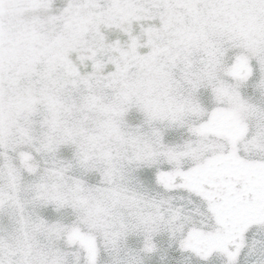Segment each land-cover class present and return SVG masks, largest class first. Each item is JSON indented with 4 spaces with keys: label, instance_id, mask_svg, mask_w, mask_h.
<instances>
[{
    "label": "snow or ice",
    "instance_id": "obj_1",
    "mask_svg": "<svg viewBox=\"0 0 264 264\" xmlns=\"http://www.w3.org/2000/svg\"><path fill=\"white\" fill-rule=\"evenodd\" d=\"M0 264H264V0H0Z\"/></svg>",
    "mask_w": 264,
    "mask_h": 264
}]
</instances>
